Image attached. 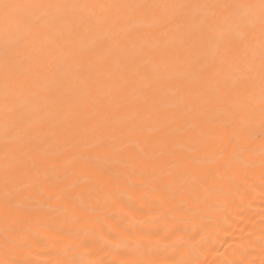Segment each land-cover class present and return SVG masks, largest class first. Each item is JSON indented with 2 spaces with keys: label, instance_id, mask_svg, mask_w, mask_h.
Masks as SVG:
<instances>
[{
  "label": "bare ground",
  "instance_id": "6f19581e",
  "mask_svg": "<svg viewBox=\"0 0 264 264\" xmlns=\"http://www.w3.org/2000/svg\"><path fill=\"white\" fill-rule=\"evenodd\" d=\"M0 264H264V0H0Z\"/></svg>",
  "mask_w": 264,
  "mask_h": 264
}]
</instances>
